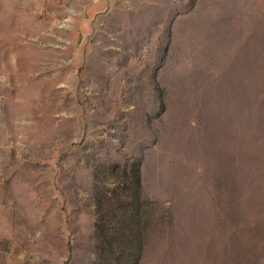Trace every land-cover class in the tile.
Wrapping results in <instances>:
<instances>
[{
    "label": "rangeland",
    "instance_id": "1",
    "mask_svg": "<svg viewBox=\"0 0 264 264\" xmlns=\"http://www.w3.org/2000/svg\"><path fill=\"white\" fill-rule=\"evenodd\" d=\"M0 264H264V0H0Z\"/></svg>",
    "mask_w": 264,
    "mask_h": 264
}]
</instances>
